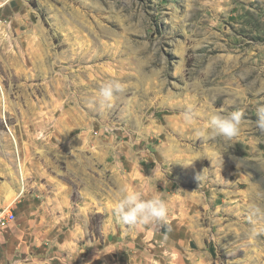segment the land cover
<instances>
[{"label":"rangeland","instance_id":"rangeland-1","mask_svg":"<svg viewBox=\"0 0 264 264\" xmlns=\"http://www.w3.org/2000/svg\"><path fill=\"white\" fill-rule=\"evenodd\" d=\"M260 105L264 0H0V234L45 224L79 264H264ZM238 109L237 137L196 135ZM124 185L168 219L120 223Z\"/></svg>","mask_w":264,"mask_h":264},{"label":"clouds","instance_id":"clouds-1","mask_svg":"<svg viewBox=\"0 0 264 264\" xmlns=\"http://www.w3.org/2000/svg\"><path fill=\"white\" fill-rule=\"evenodd\" d=\"M125 91V85L119 81H109L101 84L98 90L99 103L110 107L116 96ZM196 114L189 111L185 119L192 123ZM255 126L264 132V105L256 110ZM247 123L242 110L231 112L215 111L211 113L202 128L196 129L199 137H221L231 140L240 134L241 127ZM181 163V162H180ZM183 164V163H182ZM199 180V177H197ZM114 215L120 223L130 226L163 223L168 219V205L160 195L145 198L144 194L128 185L119 190V199L113 209Z\"/></svg>","mask_w":264,"mask_h":264},{"label":"crops","instance_id":"crops-1","mask_svg":"<svg viewBox=\"0 0 264 264\" xmlns=\"http://www.w3.org/2000/svg\"><path fill=\"white\" fill-rule=\"evenodd\" d=\"M42 226V233L36 231L32 235L35 241H31L27 231L37 228H30L29 224L24 227L10 224L3 228L0 234V264H75L73 262L76 259L79 264L78 257L58 253V247L52 239L51 232L54 229L45 224ZM63 246L59 245L60 248Z\"/></svg>","mask_w":264,"mask_h":264},{"label":"built area","instance_id":"built-area-1","mask_svg":"<svg viewBox=\"0 0 264 264\" xmlns=\"http://www.w3.org/2000/svg\"><path fill=\"white\" fill-rule=\"evenodd\" d=\"M8 210L9 208L0 212V225H6L14 220L15 215Z\"/></svg>","mask_w":264,"mask_h":264}]
</instances>
